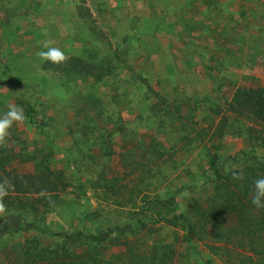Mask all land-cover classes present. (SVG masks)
<instances>
[{
  "label": "rangeland",
  "instance_id": "374dc122",
  "mask_svg": "<svg viewBox=\"0 0 264 264\" xmlns=\"http://www.w3.org/2000/svg\"><path fill=\"white\" fill-rule=\"evenodd\" d=\"M81 2L94 35L84 46L69 44L64 55L54 45L33 67L26 42L21 50L0 45V195L29 204L20 209L36 204L63 233L59 240L11 232L0 239V264H35L22 254L35 239L81 255H63L60 264H250L240 260L254 252L240 246L247 236L238 227L214 222L200 232L214 212V157L226 174L256 171L263 184L251 196L264 203V0L242 4L240 22L233 18L226 30L185 43L159 42L143 29L141 52L129 39L116 41ZM36 164L55 188L41 202L30 178L41 173ZM11 178L23 193L12 192ZM156 213L177 225L154 222ZM13 215L0 213V225ZM187 219L197 225L193 242ZM80 243L97 246L87 253Z\"/></svg>",
  "mask_w": 264,
  "mask_h": 264
},
{
  "label": "crops",
  "instance_id": "0c3cea01",
  "mask_svg": "<svg viewBox=\"0 0 264 264\" xmlns=\"http://www.w3.org/2000/svg\"><path fill=\"white\" fill-rule=\"evenodd\" d=\"M86 1L91 4L87 5L90 18L116 41L128 43L129 39L130 43H137L136 52L142 50L139 44H145L139 40L147 34L143 29H151L149 35L157 36L159 42L164 37H170L171 43H180L175 41L177 38L187 42L189 37L213 35L214 28L226 30L233 18L240 22L242 4H255L254 0ZM81 3V0H0V45H5L6 51L21 50L20 44L26 42L31 46L33 58L29 61L33 67L37 66V57L45 60L54 45L67 55L69 44L84 46L94 36L87 26V17L77 10ZM72 5L75 11L67 15L66 8ZM214 7L218 10L213 14ZM220 10L223 13L218 17Z\"/></svg>",
  "mask_w": 264,
  "mask_h": 264
},
{
  "label": "trees",
  "instance_id": "16d2710c",
  "mask_svg": "<svg viewBox=\"0 0 264 264\" xmlns=\"http://www.w3.org/2000/svg\"><path fill=\"white\" fill-rule=\"evenodd\" d=\"M101 33H103V31H101ZM120 52L121 51H119L118 53L116 52V55H118ZM99 79H102V76H100ZM115 90H117V88H115ZM114 101L115 98L112 97L111 102ZM251 160L252 158L245 162L247 164H253L250 163ZM217 161L218 159L214 157L210 167L212 176L208 180L214 185L213 201L211 205V207L214 209V212L212 213L211 217L204 216V212H202L201 216H204L203 219L207 217L209 219H205L206 221L202 220L206 223V225H203L204 231L200 233H206L208 225L210 223L214 224V222L222 224L220 226H223V228L236 226L241 233H246L245 235L247 236L244 237V235H242L240 237V246H244V243L247 242L249 244L248 246H250V251L254 252V255L249 252L242 254V257L240 259L241 262H249L250 264H264V203H260L262 201L261 198L251 196L255 185L257 183H263L260 182L259 179H256V171H251L250 173L244 171L245 174L243 177L240 176L243 175L241 171H232L229 174H226L225 171H222V168L218 165ZM37 167H40L41 170L39 171H41V173L31 175L30 178H32V180L34 179V181L40 188L35 193H37V197L41 199L35 200L36 202H41L44 199H49V195H47L48 192L46 190H53L55 188H51L49 186L50 183L48 182L50 181L51 176L46 173V171L44 170L45 167L42 164H40V166L36 164V169ZM259 171H263L262 176L264 177V165L260 166ZM2 181L3 179L0 178V184ZM9 185L13 187L12 192L14 193L19 194L24 192L23 186L16 178H11V182L9 183ZM5 186H7L6 183L4 184L2 190H5ZM240 188L242 190L241 194L239 193V191H237L240 190ZM82 194L85 193L82 192ZM14 200L15 197L11 194L7 195L6 192H3V194L0 195V213L5 214V216L14 214L13 219L6 220L7 222L0 225V239L11 232L20 233L25 231H34L42 237L48 239H59L58 237L63 236V233L56 232L53 226L48 223V221L39 216L40 212L36 204L30 205V209H27L25 207H22L20 209L18 208L20 205L27 206L29 204L25 201H22L19 202V206H15ZM249 205H253V207H249ZM159 215L160 214L156 213L155 215L151 216L152 220H154V222H160L161 220H163L165 222H168L169 224H173V226L177 225V223L173 220L164 219V217H160ZM226 223L231 224V226L226 225ZM196 229L197 225L188 220L189 233L187 235V240L189 242L198 240L196 238V236H198V232L196 231ZM234 229L236 231V228ZM86 238H89L92 241H100L99 237ZM83 245L85 247H83ZM40 246V243H38L36 239L24 244L22 254L25 262L35 264H60L63 255L75 256L76 258L81 257V255H76L77 253L62 248V246L58 248H45ZM79 246L81 248H86L87 253H91L97 245H85V243H80ZM225 252H228V254H230L231 251L230 249H225Z\"/></svg>",
  "mask_w": 264,
  "mask_h": 264
}]
</instances>
